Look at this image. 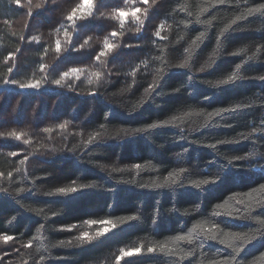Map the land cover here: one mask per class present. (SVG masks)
<instances>
[{
    "label": "trees",
    "instance_id": "trees-1",
    "mask_svg": "<svg viewBox=\"0 0 264 264\" xmlns=\"http://www.w3.org/2000/svg\"><path fill=\"white\" fill-rule=\"evenodd\" d=\"M37 2L0 0V264H264V10L247 14L264 0H93L73 21L82 0ZM136 7L142 23L116 15ZM72 67L80 81L55 85ZM229 232L250 238L238 253Z\"/></svg>",
    "mask_w": 264,
    "mask_h": 264
},
{
    "label": "snow or ice",
    "instance_id": "snow-or-ice-1",
    "mask_svg": "<svg viewBox=\"0 0 264 264\" xmlns=\"http://www.w3.org/2000/svg\"><path fill=\"white\" fill-rule=\"evenodd\" d=\"M141 2L145 5H147L149 3V0H141ZM219 3H223L224 0H218ZM28 3L31 4L32 3V0H28ZM17 6H20L21 5V0H17ZM45 6V0H39V2L35 3L33 5V7L35 9H42L43 7ZM93 7V0H82V3L80 4L79 8L78 9H73L71 11V13L67 16V20L68 21H73L76 17H77V13L80 12V11H85L87 12L88 15H91V9ZM262 10H264V5H260L258 7H252V8H248L247 9V14L248 15H252L254 13H260ZM142 9L140 7H136V8H133L131 10H125L123 8L121 9H117L116 11V15L120 18V20L123 22L124 20H126L128 17H133L137 22H141V17H140V13H141ZM144 13L146 14L147 13V9H144L143 10ZM29 16L32 15V10L29 9V12H28ZM245 17L244 15H238L235 17V19L232 20V25H235L237 23V21H240V20H243ZM205 23H207V21H205ZM160 31H156L155 35L156 37L160 38V39H165V37L161 36V31L163 30V24H161L160 26ZM231 28V25H229V29ZM137 31H139V29H137ZM227 31V29H226ZM65 35L67 36L68 33L67 31H65ZM111 35L113 37L117 36L118 33L113 31L111 33ZM204 33L201 32L200 35H198L196 37V40L193 42H197V41H200L201 38L203 37ZM33 39H38L36 37H33ZM87 41H85L86 43ZM83 47V45H81V48ZM104 51H101L98 53V55H96L94 57V59L96 60H99L100 57L102 56H105L106 53H109V52H112L113 49L116 47L115 44L113 43H109L107 41L104 42ZM55 50L56 52H60L61 51V44H60V41H56V44H55ZM185 51H189V49H185ZM12 56V53H9V57ZM187 63V61H185V64ZM184 65L182 64L181 67H183ZM211 65L206 63L205 65L202 66V68L200 69V71H204L206 68L210 67ZM45 68V65L44 64H41L40 65V70L43 71ZM9 72L12 71L11 68L8 69ZM71 73L73 74H77V73H80L81 72V69L77 68V67H72L70 69ZM95 75L97 77H99L101 74L99 72H96ZM69 76V72L68 71H65L62 73V76L60 79H56L54 81V84L55 85H61V80L65 77H68ZM77 79H79V76H77ZM236 79V76L235 75H230L228 76L227 80H221V81H218V83L220 84H228L229 82L233 81ZM5 83L7 84L8 81H5ZM89 83H91V81H89ZM11 84L14 85V86H17L19 89H39L40 88V85H41V82L40 80H36L35 82H30V83H19L18 81H11ZM230 109H220L214 113H208V115L211 117V116H220L223 112H226V111H229ZM231 110H235V109H231ZM164 123H167V124H170L172 123L171 121H166ZM161 125L160 124H151L149 125V128L151 129H155L157 127H160ZM61 128L65 127V125L61 124L60 125ZM45 132L47 131H50V129L48 128H45L44 129ZM136 132H143V131H146V129H136L135 130ZM10 136H13L15 137L17 140H20L21 136L20 134L16 133V132H12L10 133ZM25 143H28V141H25ZM211 147L215 148L216 145L213 144L211 145ZM11 155L15 156L17 155L16 152H12ZM27 159V157L25 158ZM23 163V161H22ZM135 168L139 169L140 168V164H136L134 165ZM114 171H119V169H114ZM184 170L183 169H180V172H183ZM2 175V174H0ZM9 176L12 175L11 172L8 173ZM173 175L174 174H170V177L169 179L171 180V183L172 184H176V180L173 178ZM200 183H203V184H208L209 181L208 180H203L201 181ZM83 187H87L86 185H81L80 188L78 187H60L58 189H56V192L59 193V194H64V195H68L70 193H76L78 192L81 188ZM157 188L159 187H163V185H156ZM197 187H199V183L197 184ZM261 188H264V185L261 186ZM0 191H4L3 189H0ZM237 204L239 203H243V201H236ZM218 207H224V205H218ZM236 211H239V209H237ZM221 213H215V215H220ZM229 215L231 216L232 214L229 213ZM125 219L127 221H133L136 219L135 216H128L126 218H122L120 220V223H124L125 222ZM89 224H92V225H95L97 223L99 224H102L104 225V227L99 230L97 233H96V236H104L106 233H108L111 229H114L116 228V223L111 221V220H104V221H96V220H90L88 221ZM219 227V225L217 224H213L210 228H204L202 229V226L200 224H197L195 225V229H202L205 233L207 234H210L208 235V239L210 240H217V236L215 234H212L214 232L215 229H217ZM70 230V229H69ZM228 236H230L232 238V242L230 241H226V240H220L219 242L221 244H226L227 247L229 248H232L233 247V242H235V244L237 245L236 247V251L237 253L239 252L240 250V245L248 242V240L250 239L247 234H244V233H240V232H229L227 233ZM13 236L11 235H3V236H0V239L3 240V242L6 244L8 243L9 241L13 240ZM80 239L82 241H91L94 239L93 236L89 235L88 233H83L82 236L80 237ZM176 239L178 241H187L188 243H191L192 242V237L191 235H178L176 237ZM63 243V242H61ZM27 247H30L31 244L29 243V245H26ZM148 253H153L155 251L154 248H151L149 247L147 249ZM166 251V246L164 245H161L160 246V252H165ZM167 251L171 254L172 253V249H167ZM141 252V249L140 248H134V249H129V250H121V253H120V256L117 257V261L119 262V260L122 258V257H130L136 253H140ZM190 255V253H189Z\"/></svg>",
    "mask_w": 264,
    "mask_h": 264
},
{
    "label": "rangeland",
    "instance_id": "rangeland-1",
    "mask_svg": "<svg viewBox=\"0 0 264 264\" xmlns=\"http://www.w3.org/2000/svg\"><path fill=\"white\" fill-rule=\"evenodd\" d=\"M77 76H79L78 73H77V74H70V75H69V81H73L74 79L77 78ZM77 80L80 81V76H79V79H77ZM82 81H83V82H82L83 85H86V84L89 83V81H88L87 79L84 80V78L82 79Z\"/></svg>",
    "mask_w": 264,
    "mask_h": 264
}]
</instances>
